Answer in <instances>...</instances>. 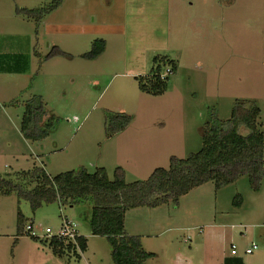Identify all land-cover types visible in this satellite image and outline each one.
<instances>
[{
    "label": "rangeland",
    "instance_id": "rangeland-1",
    "mask_svg": "<svg viewBox=\"0 0 264 264\" xmlns=\"http://www.w3.org/2000/svg\"><path fill=\"white\" fill-rule=\"evenodd\" d=\"M56 1L0 0L1 175L104 168L112 180L120 168L126 183L145 181L198 152L204 123L228 120L237 100L259 108L264 131V0ZM97 40L105 49L91 59ZM163 57L176 64L166 89L140 90L158 65L170 68ZM29 105L45 114L38 141L21 132ZM116 114L131 121L109 137ZM89 211L52 203L32 213L0 196V264H113L106 238L90 234ZM65 219L86 249L59 257L45 230L57 233ZM124 228L154 254L147 264H223L231 245L244 264H264V180L258 191L246 176L205 183L178 204L127 211ZM251 242L258 250L245 255Z\"/></svg>",
    "mask_w": 264,
    "mask_h": 264
},
{
    "label": "trees",
    "instance_id": "trees-1",
    "mask_svg": "<svg viewBox=\"0 0 264 264\" xmlns=\"http://www.w3.org/2000/svg\"><path fill=\"white\" fill-rule=\"evenodd\" d=\"M104 49L105 42L97 40L88 57L94 59ZM160 64L170 67L171 74L176 70L175 62L167 57L161 58ZM161 72L158 65L145 84L141 80L140 90L156 95L163 93L168 76L161 79ZM37 109L27 106L21 124V132L32 141L47 136L46 131H41L45 114L43 111L37 113ZM259 115L260 110L254 104L235 101L228 120L211 119L204 123L198 152L185 159L171 158L167 169H155L145 181L126 183L120 168L110 180L104 168H96L91 173L81 169L51 177L44 168L36 167L13 176L0 174V196L15 195L18 201L29 203L32 213L52 203L69 207L86 205L90 208V234L106 238L113 264H147L154 254L144 251L140 237L126 233V212L157 208L169 202L178 204L181 197L205 183L213 182L220 188L242 176H246L251 188L258 191L264 180V131L259 129ZM112 118L107 130L109 137L123 131L131 121L123 114ZM16 226L17 234L22 235L24 218L21 213L17 214ZM48 245L55 255L62 257L68 250L85 251L86 240L78 237L76 244H72L53 238ZM223 264L244 262L230 256Z\"/></svg>",
    "mask_w": 264,
    "mask_h": 264
},
{
    "label": "built area",
    "instance_id": "built-area-1",
    "mask_svg": "<svg viewBox=\"0 0 264 264\" xmlns=\"http://www.w3.org/2000/svg\"><path fill=\"white\" fill-rule=\"evenodd\" d=\"M171 69H166L165 74H161V79L166 78V76L171 75ZM26 233L29 234L33 238H39L37 234L34 232V229L31 224L26 226ZM45 234L48 240L50 239H57V240H64L66 242H71L72 244H76L78 237L77 226L67 219L63 221L60 226V229L57 233L53 234L50 229L45 230ZM258 250V244L255 242H251L249 245L246 246L244 249L245 255H252L254 252ZM230 256L231 257H238V251L235 245L230 246Z\"/></svg>",
    "mask_w": 264,
    "mask_h": 264
},
{
    "label": "crops",
    "instance_id": "crops-1",
    "mask_svg": "<svg viewBox=\"0 0 264 264\" xmlns=\"http://www.w3.org/2000/svg\"><path fill=\"white\" fill-rule=\"evenodd\" d=\"M126 233H127L128 235H130V236H138V237L141 236V235H138V234L128 233L127 230H126Z\"/></svg>",
    "mask_w": 264,
    "mask_h": 264
}]
</instances>
